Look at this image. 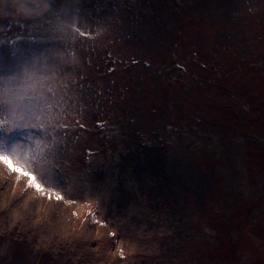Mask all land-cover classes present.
<instances>
[{
    "label": "rangeland",
    "instance_id": "obj_1",
    "mask_svg": "<svg viewBox=\"0 0 264 264\" xmlns=\"http://www.w3.org/2000/svg\"><path fill=\"white\" fill-rule=\"evenodd\" d=\"M21 53L64 199L0 164V264H264V0H0Z\"/></svg>",
    "mask_w": 264,
    "mask_h": 264
},
{
    "label": "snow or ice",
    "instance_id": "obj_2",
    "mask_svg": "<svg viewBox=\"0 0 264 264\" xmlns=\"http://www.w3.org/2000/svg\"><path fill=\"white\" fill-rule=\"evenodd\" d=\"M75 31L81 36L88 35L80 32L79 28ZM13 55L15 56V52ZM35 68V62L21 53L12 71L19 76L20 70L23 69L25 77L23 82L12 77L9 72L0 73V164L7 167L9 172L17 173L18 180L27 177L29 187L47 194L50 199L55 197L57 200H63L64 197L60 192L50 191L40 184L29 170L31 163L47 159L43 154L47 146L45 141L50 136L47 122L52 119L59 105L52 88L40 83L35 77L33 71ZM32 129L38 130L41 135L34 137L31 134ZM17 133L25 135L28 141L26 150L21 141L16 139ZM68 203L74 201L69 200ZM89 214L95 215L90 210ZM120 255H124L123 249L120 250Z\"/></svg>",
    "mask_w": 264,
    "mask_h": 264
}]
</instances>
